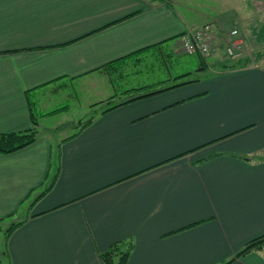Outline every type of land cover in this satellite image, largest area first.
I'll return each instance as SVG.
<instances>
[{
  "label": "crops",
  "instance_id": "1",
  "mask_svg": "<svg viewBox=\"0 0 264 264\" xmlns=\"http://www.w3.org/2000/svg\"><path fill=\"white\" fill-rule=\"evenodd\" d=\"M185 1L0 0V131L38 121L34 142L0 153V231L15 224L0 263L104 264L122 240L126 264H264V250L236 255L264 233V0ZM205 24L218 57L191 81L67 135L40 131L59 91L88 87L103 102L116 96L109 62L177 51ZM232 29L246 65L219 58Z\"/></svg>",
  "mask_w": 264,
  "mask_h": 264
},
{
  "label": "rangeland",
  "instance_id": "2",
  "mask_svg": "<svg viewBox=\"0 0 264 264\" xmlns=\"http://www.w3.org/2000/svg\"><path fill=\"white\" fill-rule=\"evenodd\" d=\"M185 3L187 5H192V3L188 4V1L185 0H177V4L179 3ZM214 2V1H212ZM177 7L181 11H185L181 5H177ZM228 43V42H227ZM229 45V43H228ZM177 51H172L173 53L181 56L177 58H172L169 63L172 66H175L173 69H170V67L165 66L163 61L161 60L160 56L157 55V53L154 54L153 59L149 57H145L142 61H135V60H126L124 62V66L122 68H116L114 71L110 73V76L112 78V83L110 86L111 91L115 89V97H109L105 99L103 102H98L101 99L99 92L96 90L89 89L88 87H78L74 86L75 89H66L64 91H59L60 94L56 95L55 98L57 99L59 96L60 101L63 103L61 107L58 108V111L49 113L45 118L42 116H38V120L40 122V131L44 130V132H47V130L55 132V136L57 135H64V134H70L72 133L75 128L82 127L87 120L93 116L95 113H98L101 111L104 107L108 106L109 104L117 103L121 101L122 99H125L135 93H139L144 90H149L148 88L157 86L161 79H165L168 76V73H182L185 69H190L193 71V73L190 75L195 76L197 73V66L200 67L198 54H191L186 52L181 47H176ZM214 47L212 45V49L210 51V54H213V56L218 57L214 54ZM219 58L222 60L224 58H228L231 60H234V55H231L227 50V44H222L219 48ZM244 53V50H243ZM208 55H201L205 57L206 59L210 56ZM151 55V54H149ZM235 57V59L239 58ZM152 57V56H150ZM162 57V56H161ZM166 59V58H165ZM188 59H190L189 62H186ZM213 59V58H212ZM151 60H153V64H151ZM163 62V63H162ZM181 62V63H179ZM205 66V65H204ZM205 69V68H204ZM203 69V70H204ZM213 69V68H212ZM209 69L210 71H213L215 69ZM202 70V71H203ZM214 72V71H213ZM197 75V76H198ZM188 78V77H184ZM150 84V86H149ZM99 85L97 84V87ZM140 89H135L136 87H140ZM144 86V87H143ZM102 91H108V89L103 88ZM106 89V90H105ZM144 89V90H143ZM64 94H68L65 96H62ZM45 96L49 95L47 93L44 94ZM114 96V95H113ZM112 98V99H111ZM63 99V100H62ZM111 99V100H110ZM110 100V101H109ZM97 103H94V102ZM92 103V104H91ZM61 104V103H60ZM59 105V104H57ZM57 107V106H56ZM36 110V108H35ZM45 110V109H44ZM36 114L37 110H36ZM54 134V133H53ZM14 223H6L3 224L1 227L3 228L0 231V261L5 262L6 260V250L4 249V241H5V227L9 229Z\"/></svg>",
  "mask_w": 264,
  "mask_h": 264
},
{
  "label": "trees",
  "instance_id": "3",
  "mask_svg": "<svg viewBox=\"0 0 264 264\" xmlns=\"http://www.w3.org/2000/svg\"><path fill=\"white\" fill-rule=\"evenodd\" d=\"M155 53H157V55L160 56L161 60L164 62V63L163 62L162 63L167 67L169 66L170 69H173L175 66L170 65L169 61L172 58H177V60H179L178 57H181V56L173 53L171 50H168L165 47V45L162 46L161 44H158L156 46V48H154L150 51H147L146 48H141L139 50H136L135 52H132V53L126 55V56H123L121 58L113 60L107 64L106 69L109 70V72L111 73L116 68H122L124 66V62L126 60H135L137 62V61L144 60L145 57H149V58L153 59V56ZM149 54H151V55H149ZM195 54H198V53H195ZM150 56H152V57H150ZM198 56L200 57V58L198 57L199 63L204 61L203 60L204 57L201 56V54H198ZM189 61H190V59H188L186 62H189ZM179 63H181V62H179ZM247 63H249L248 57L242 56V57L235 59V61H233L229 65L230 66H243V65H246ZM151 64H153V60H151ZM200 68L201 67H199V69ZM191 74H192V72L190 69L189 70L185 69L182 73H176V74H173L170 72V73H168L167 78L161 79L159 81L160 83L157 86L151 87L149 84V86H150V88H148L149 90L143 89L144 91H149V92L141 91V92H143L142 94H138V95L133 94V95H131L125 99H122L121 101H119L117 103L109 104L108 106L104 107L98 113H104L106 111H109L110 109H112V108H114L120 104H123L125 102H128L131 99L141 97V96H144L147 94L163 91L165 89L179 85L183 82L191 81L195 77V76L191 77L190 76ZM184 77H188V78L181 80ZM156 87H158V88H156ZM140 88H141V86L136 87L135 89H140ZM134 95H136V96H134ZM111 97L113 98L115 96H111ZM93 116H91L87 120V122H85V124H83V125H86L87 123L91 122ZM32 123H33V125L30 128H28L26 130H22V131H10V132H1L0 131V153L13 152V151H16V150L23 148V147L29 145L30 143L34 142L37 138L36 126H37L38 121H37L36 117L32 118ZM14 227H15V224L12 225L9 229H7V232L10 233ZM131 250H132V243L129 241L123 242L121 240V241H117V242L113 243L109 248L100 252V257H101L104 264H126L128 261L129 255L131 253ZM253 250H264V233L254 237V238L250 239L248 242H246V244L243 246V248H241L237 252L236 255H242V254H245V253L253 251ZM0 264H2V263H0ZM223 264H225V263H223Z\"/></svg>",
  "mask_w": 264,
  "mask_h": 264
},
{
  "label": "built area",
  "instance_id": "4",
  "mask_svg": "<svg viewBox=\"0 0 264 264\" xmlns=\"http://www.w3.org/2000/svg\"><path fill=\"white\" fill-rule=\"evenodd\" d=\"M213 28V24H205L200 28L191 29L185 32L181 38L182 48L191 54L198 53L204 56L210 54L212 49ZM229 35H232L233 37L229 38L227 50L231 55L238 57L243 53V42L234 38L238 35L237 29H232L229 32Z\"/></svg>",
  "mask_w": 264,
  "mask_h": 264
}]
</instances>
